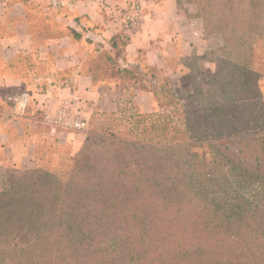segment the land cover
Wrapping results in <instances>:
<instances>
[{"label": "trees", "instance_id": "obj_1", "mask_svg": "<svg viewBox=\"0 0 264 264\" xmlns=\"http://www.w3.org/2000/svg\"><path fill=\"white\" fill-rule=\"evenodd\" d=\"M193 1L219 74L193 72L198 90L186 99L157 69L122 65L128 33L98 45L94 68L106 60L105 73L127 92L116 110L91 117L90 126L103 113L109 122L66 157L64 179L43 165L39 147L35 176L22 182L37 188L0 194V235L42 236L15 247L22 261L4 264H264V0ZM137 89L154 92L161 112L141 111ZM127 96L133 127L120 126ZM205 139L210 162L191 151Z\"/></svg>", "mask_w": 264, "mask_h": 264}, {"label": "crops", "instance_id": "obj_2", "mask_svg": "<svg viewBox=\"0 0 264 264\" xmlns=\"http://www.w3.org/2000/svg\"><path fill=\"white\" fill-rule=\"evenodd\" d=\"M131 1L73 0L69 9L56 19L61 26L54 31L50 0H0V104L5 102L3 93L14 98L28 93L29 98L24 111L16 105L13 119L9 115L0 117L1 164L31 168L37 149L42 143L50 144L52 138L59 144L71 143L75 150L79 147L84 132H53L44 121L46 108L57 96L79 94L86 102L89 123L95 113L118 108L127 89L119 80L97 81L85 70L89 50L86 38L110 48L109 39L126 32L130 40L125 46V56L120 59L122 65L142 63L145 69L151 67L159 72L167 67L171 56L212 54L209 41L202 38L203 27L197 19L191 20L181 12L178 0H138L145 5L142 21L134 30H128L121 14ZM27 3L35 4L38 11H30ZM86 20L100 29H89L87 33L82 29ZM70 26L82 31L83 39L75 40L68 35ZM66 72L70 74L65 77ZM262 90L264 93V79ZM135 94L141 111L151 112L159 107L154 92L137 89ZM11 121L18 123L19 138L24 143H17L16 136L7 132ZM2 159L9 162L5 164Z\"/></svg>", "mask_w": 264, "mask_h": 264}, {"label": "rangeland", "instance_id": "obj_3", "mask_svg": "<svg viewBox=\"0 0 264 264\" xmlns=\"http://www.w3.org/2000/svg\"><path fill=\"white\" fill-rule=\"evenodd\" d=\"M31 1L32 0H28ZM71 2H73V0H50L49 2V6L51 7V12L53 14V20H54V31H58L57 29H59L58 27L61 26L59 24V22H57L56 19H58L59 16H61L66 10L69 9ZM179 2V9L181 10V12L188 14L189 18L191 20L193 19H197L200 27H203L202 29V38H205L206 40V44L207 42L212 46L213 41H214V37L213 36H205L204 33V18L201 14H197L196 11V6L193 0H178ZM29 10L32 11L35 7V4H29ZM108 5V4H107ZM110 6V5H108ZM67 8V9H66ZM105 8V7H104ZM145 9V5L143 1H136L133 0L131 1V3H129V5L123 9L122 12V17L124 18V21L126 23L127 29L128 30H133V29H129L128 25H127V20H126V15L127 13H134L135 15H138L139 17V21L137 24L138 25L141 23L142 21V12H144ZM35 11H38L36 9H34ZM107 11V15H108ZM119 15V13H118ZM86 28L89 29H93L94 30H99L100 27H94L92 23L88 22L86 20ZM136 27V28H137ZM88 33V31H86ZM202 41L200 39V41H198V43L200 44ZM88 46L87 48L89 49L87 51L88 53V58L86 60V67L85 70H90L92 72H95V76H96V80L97 81H101V80H112L115 78H110L106 73H109L112 68L110 67V64L106 62V60H103L102 63L99 64L98 67L94 68V63H92V60H94L95 58L98 57L96 48L98 45H96L93 42H87ZM189 65H194L195 66V70H192L193 68L189 67ZM219 64L217 63V58L216 55L214 54H204L202 56H192V57H175V56H171L169 57V60L167 61V67L165 68H161V72L159 73L160 75H162L161 77H170L172 82H173V86L174 89L181 95H183L186 99L190 98V95L193 93V91H196V89L198 90V88L195 89V87L193 86V72H200L203 71L205 73V77H209L212 78L213 76H216L219 74ZM106 72V73H105ZM66 74L69 75L70 72H66L65 73V77ZM116 80V79H115ZM263 81V80H262ZM262 81L260 82L261 85V91L263 93L262 90ZM9 92V90H7ZM131 94V93H129ZM264 95V93H263ZM7 95L5 93H3V97L5 99V102H2V104H0V117L1 116H5V115H9L10 117H12V119L14 118V116L16 114H14L16 112V104L14 102L11 101H7ZM11 96V95H10ZM126 99L128 101H126V105L123 107V115L119 116L120 118H122V123L120 124L121 127H123L124 125L126 127H133V124H130V121H134L135 118L133 117V112L135 111V105H133L132 101H130L131 97L127 96ZM1 103V102H0ZM163 108H159L157 107L156 110L154 111H158L159 113L161 112ZM109 112V111H104ZM97 116L94 117V119ZM125 119V120H124ZM109 122V120H107V118L105 117L104 113L101 114L97 119L94 120L93 123H91V126L89 124V128L87 131H85L83 134V140H80V145L79 147L75 150L73 148V145L71 143H67L65 144H59L57 143L53 138L50 141V144H47L46 148H43L41 151V147H43L44 143H42V145H40V151H39V155H42V163L43 165L45 164L47 167H49V171L52 172V175H58V178L64 179V175L67 171V161L66 159L68 158L67 156H75L77 155L83 148L84 144L87 141L88 135L94 133L96 130H99L100 128L106 126V124ZM8 127L10 128L7 129L8 133L11 131V134L16 136V141L17 143L21 144L24 143V140L19 138V133H21V130L19 129V125L18 123H16L15 121H11V124L8 123ZM210 139H205V140H192L191 144H192V148L191 151L195 152L198 154L199 158H205L207 161H211L212 160V153H211V144H210ZM3 140H0V144L2 143ZM6 141V140H4ZM56 142V143H55ZM1 149V148H0ZM1 151V150H0ZM5 155V154H4ZM67 157V158H66ZM61 159H63L61 161ZM3 162L5 164H7L9 162V159H2ZM34 165H32L31 168H14L12 165L7 167L3 164L0 163V194L4 193V192H9V191H13V188H16L17 191H23L24 189H30V190H35V188H37L36 186L26 183H22L24 181H26L27 179H29L30 181L33 180L35 174H33L32 170H33ZM45 181V182H44ZM47 183L48 182V187L45 188L43 187V189L46 191H51V189L49 188V180H42L41 183ZM22 193V192H21ZM27 207V206H26ZM0 209H6V204L3 203V201L0 198ZM18 219V218H17ZM16 219V220H17ZM2 221V217L0 216V222ZM7 239L10 243V247H4L3 244V240ZM40 241H42V236L40 235V233L38 232V230L36 228H28L25 231L21 232V234L19 235H15V234H10L6 237H2L0 235V264H4L3 259L7 258V257H16L19 253L18 250H20L21 248L25 247V246H32L36 243H39ZM16 246H18V250L15 248ZM13 249H15V251H13ZM7 250V251H4ZM32 253L28 256L31 257ZM24 259V257L18 255L17 256V263L19 261H22Z\"/></svg>", "mask_w": 264, "mask_h": 264}, {"label": "built area", "instance_id": "obj_4", "mask_svg": "<svg viewBox=\"0 0 264 264\" xmlns=\"http://www.w3.org/2000/svg\"><path fill=\"white\" fill-rule=\"evenodd\" d=\"M126 20L129 29L134 30L137 27L139 17L133 12L127 13ZM7 100L19 105L22 111L26 109L29 103L28 93H22L19 98L8 96ZM85 110L86 102L79 94L60 95L53 98L51 104L46 108L44 121L51 127L53 132L58 130L85 132L90 124Z\"/></svg>", "mask_w": 264, "mask_h": 264}]
</instances>
